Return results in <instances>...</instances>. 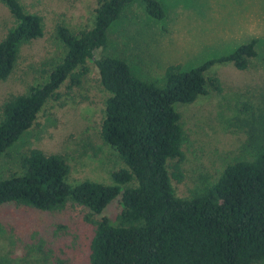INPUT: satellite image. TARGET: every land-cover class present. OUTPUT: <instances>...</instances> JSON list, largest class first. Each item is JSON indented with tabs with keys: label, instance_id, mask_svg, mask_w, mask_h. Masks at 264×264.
I'll return each mask as SVG.
<instances>
[{
	"label": "trees",
	"instance_id": "obj_1",
	"mask_svg": "<svg viewBox=\"0 0 264 264\" xmlns=\"http://www.w3.org/2000/svg\"><path fill=\"white\" fill-rule=\"evenodd\" d=\"M1 1L16 19L0 40V80H5L21 46L43 36L44 24L43 17L27 11L20 0ZM135 1L98 0L94 25L79 33L59 25L58 36L67 48L62 61L46 83L7 101L0 119L1 156L35 123L61 85L67 79L79 84L89 72L87 60L93 61L110 94L101 136L125 166L113 171V183L86 179L71 184L63 155L33 149L23 158L20 174L0 178V205L52 211L72 200L99 214L122 195L117 221L107 216L97 220L90 264H264V105L249 129L245 155L189 197L178 196L173 184V178L183 176L179 163L186 138L176 104L220 91L221 81L211 68L232 63L246 69L257 55V39L189 69L170 65L161 77L147 80L122 57H96L109 43L111 26ZM142 1L152 17L166 16L162 0Z\"/></svg>",
	"mask_w": 264,
	"mask_h": 264
},
{
	"label": "rangeland",
	"instance_id": "obj_2",
	"mask_svg": "<svg viewBox=\"0 0 264 264\" xmlns=\"http://www.w3.org/2000/svg\"><path fill=\"white\" fill-rule=\"evenodd\" d=\"M27 11L43 17V36L21 46L16 65L0 80V119L4 104L31 86L49 80L67 48L59 25L74 33L94 25L98 0H20ZM166 16L159 20L142 0L126 6L111 26L109 43L96 57L126 59L133 72L152 80L170 65L183 69L229 53L252 38L257 55L246 69L218 63L210 73L222 89L192 103L176 104L186 132L182 178H173L176 194L189 197L205 182L215 181L225 166L250 148L249 129L264 105V0H162ZM16 19L0 0V40ZM79 84L67 79L39 112L35 123L0 156V178L23 171V158L33 149L61 154L70 165L68 181L113 183L112 173L125 166L101 136L109 92L95 62ZM176 162V161H175ZM174 162V163H175ZM172 171H175L173 169ZM123 208L117 196L102 213L72 200L55 210L8 203L0 205V264H90V244L98 219L112 222Z\"/></svg>",
	"mask_w": 264,
	"mask_h": 264
}]
</instances>
